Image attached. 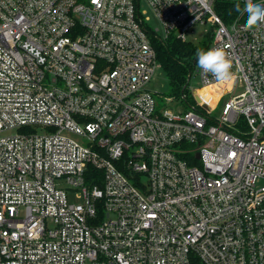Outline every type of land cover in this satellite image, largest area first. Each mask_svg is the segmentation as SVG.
I'll list each match as a JSON object with an SVG mask.
<instances>
[{"label": "built area", "instance_id": "2783aa9c", "mask_svg": "<svg viewBox=\"0 0 264 264\" xmlns=\"http://www.w3.org/2000/svg\"><path fill=\"white\" fill-rule=\"evenodd\" d=\"M215 4L0 0V264H264V23ZM207 22L234 78L162 108L154 41Z\"/></svg>", "mask_w": 264, "mask_h": 264}, {"label": "trees", "instance_id": "16d2710c", "mask_svg": "<svg viewBox=\"0 0 264 264\" xmlns=\"http://www.w3.org/2000/svg\"><path fill=\"white\" fill-rule=\"evenodd\" d=\"M237 2L239 1L216 0L215 9L217 13L224 19L225 22L229 23L238 15H240V13L236 12L234 9V4ZM241 5L243 6V3H241ZM206 44L207 43H205L204 46L196 45L189 40L183 41L177 38L175 35H171L166 40L157 39L154 41L159 62L161 63V66L165 69L168 81L171 85L172 93L175 96L184 98V96L186 95V99L188 101L196 102L194 96L190 97L188 95V77L190 73L193 74L195 68L197 67V50H204ZM200 96L202 97L201 94ZM241 127L243 129H247L244 122L242 123ZM90 170L93 169L90 168Z\"/></svg>", "mask_w": 264, "mask_h": 264}, {"label": "rangeland", "instance_id": "374dc122", "mask_svg": "<svg viewBox=\"0 0 264 264\" xmlns=\"http://www.w3.org/2000/svg\"><path fill=\"white\" fill-rule=\"evenodd\" d=\"M212 24L207 22L204 24H197L195 25L188 34L189 41H192L196 45L204 46L205 43L209 40V31L212 30ZM201 86L200 78L196 71V68L192 74L191 79L189 80V87H188V95L190 97L194 96L193 90L197 87ZM148 88L157 92L156 99L160 103L162 108H168L172 110H177L178 105H186L185 101L180 97L175 96L172 93L171 85L168 81L167 74L165 69L162 66H159L152 78V80L148 83ZM200 93V92H199ZM230 96V94H226L223 98L222 102H220L219 106L216 107L214 110V115H218L220 109L224 103V101ZM168 98H173V101L168 102ZM39 132H44V128H37ZM19 130L17 128H13L7 131L0 132V135H10L15 134ZM73 136V135H72ZM75 139H79L78 136H73ZM69 198L71 201L79 202L81 199L76 195L74 189L68 188Z\"/></svg>", "mask_w": 264, "mask_h": 264}, {"label": "clouds", "instance_id": "9594fccd", "mask_svg": "<svg viewBox=\"0 0 264 264\" xmlns=\"http://www.w3.org/2000/svg\"><path fill=\"white\" fill-rule=\"evenodd\" d=\"M234 9L246 16L245 27L249 30L264 23V4L254 3L253 0H244L243 6L237 2ZM196 65L204 73H209L216 81L228 82L234 78L233 63L230 53L222 47H212L208 50L198 49Z\"/></svg>", "mask_w": 264, "mask_h": 264}, {"label": "bare ground", "instance_id": "6f19581e", "mask_svg": "<svg viewBox=\"0 0 264 264\" xmlns=\"http://www.w3.org/2000/svg\"><path fill=\"white\" fill-rule=\"evenodd\" d=\"M220 88L217 85L200 89L199 92L210 105H214L218 98Z\"/></svg>", "mask_w": 264, "mask_h": 264}, {"label": "water", "instance_id": "95a60500", "mask_svg": "<svg viewBox=\"0 0 264 264\" xmlns=\"http://www.w3.org/2000/svg\"><path fill=\"white\" fill-rule=\"evenodd\" d=\"M191 76H192V73L189 74V77H188L189 80L191 79Z\"/></svg>", "mask_w": 264, "mask_h": 264}]
</instances>
